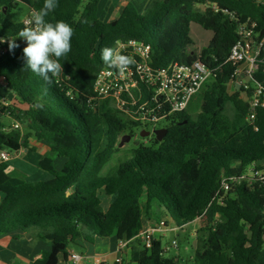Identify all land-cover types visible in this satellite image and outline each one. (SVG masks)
<instances>
[{"label": "trees", "instance_id": "1", "mask_svg": "<svg viewBox=\"0 0 264 264\" xmlns=\"http://www.w3.org/2000/svg\"><path fill=\"white\" fill-rule=\"evenodd\" d=\"M19 3L39 13L46 46L24 23L9 20ZM100 3L0 0V152L30 149V139L46 142L50 152L38 168L52 178L29 182L0 165V236L50 243L34 264H58L72 244L111 237L129 242L121 264H179L161 239L146 248L139 238L146 221L168 228L166 212L179 230L208 218L196 232V264H264V181L250 177L264 171V107L251 122L244 97L264 94V73L258 89L249 83L229 91L239 79V64L229 58L240 29L253 23L255 39L264 38V0H152L144 13L129 3L111 22L99 19ZM192 24L214 34L201 52L193 49ZM131 40L151 47L158 70L200 60L214 77L168 120L162 141L153 135L104 175L122 138L140 137L143 129L95 96L99 72L110 67L118 43ZM258 61L264 67V51ZM13 121L22 133L4 131ZM63 157L58 171L54 161ZM221 176L240 182L219 192ZM103 195L111 199L107 211Z\"/></svg>", "mask_w": 264, "mask_h": 264}, {"label": "built area", "instance_id": "2", "mask_svg": "<svg viewBox=\"0 0 264 264\" xmlns=\"http://www.w3.org/2000/svg\"><path fill=\"white\" fill-rule=\"evenodd\" d=\"M261 2L262 0H255ZM236 14H230V19H235ZM30 33L40 37L46 46L48 40L43 31L39 13L30 11L23 22ZM255 25H244L240 29L241 39L232 49L229 61L239 64L236 75L239 76L234 85L238 88L254 84L258 89V79L264 73L258 61L264 51V38L257 41L253 36ZM214 71L204 65L200 60L190 64H175L165 70H158L151 65V47L136 40L119 42L111 54V65L101 70L95 80V96L101 102L109 104L127 120L141 123V132L151 134L175 114L186 111L193 97L212 80ZM243 79H246L243 82ZM248 80V81H247ZM233 84V82H232ZM264 94L257 90L251 98L244 97L247 101V119L253 122L257 116V109L264 107ZM166 129V128H165ZM6 133L23 132L19 122L13 121L4 128ZM15 154L9 151L0 152V165H12ZM259 165H257L258 167ZM256 168V166L254 167ZM259 177L264 181V171L252 172L250 177ZM243 176L240 179H243ZM240 182L238 178L219 177L216 186L219 192L227 193L232 189L231 183ZM156 229L163 234L167 228L162 222L154 230H144L140 239L151 248ZM127 241H120V247L126 248ZM178 242L174 241L165 247L166 252L177 249ZM73 264H86L87 259L80 252H71ZM94 264H104L97 260Z\"/></svg>", "mask_w": 264, "mask_h": 264}, {"label": "crops", "instance_id": "3", "mask_svg": "<svg viewBox=\"0 0 264 264\" xmlns=\"http://www.w3.org/2000/svg\"><path fill=\"white\" fill-rule=\"evenodd\" d=\"M151 1L152 0H108L104 6L103 1L101 0L98 16L99 19L104 22L115 21L121 17L123 10L129 3H132L139 13H144ZM2 94L5 96L8 95L3 92ZM8 96L11 99V96ZM4 122L6 123L7 119H4ZM28 146L30 149L23 148L20 152L15 153L16 159L12 165H15L20 156L25 159L24 161H28L29 164H24V166L16 165L13 167L11 165L7 170L8 174L12 177L20 178L29 182H33L30 180L37 176L41 178V181L51 180L52 178L44 172H42V176H40L41 170L38 168L41 159L50 152L49 145L46 142H36L35 140L30 139ZM67 161L68 159L66 157L55 159V169L58 171L61 170ZM34 168L35 171L33 170ZM2 200L3 194L0 193V205ZM107 201L109 202L108 206L104 208L106 211L109 209L111 199L108 198ZM158 225L159 224H156L154 221H146L144 230L151 229L153 231L154 227H157ZM174 229L178 230L176 227ZM153 236L155 239H159L161 234L156 229V231L153 232ZM128 245L129 242L126 245V248L122 249L117 237H111L106 240H97L94 245L82 243L72 244L68 251V257L60 256L58 264H73L71 252L82 253L87 259L86 264H94L97 260H101L104 264H121L127 257ZM50 249V243L38 242L31 245V237L26 234L14 233L11 235L0 236V264H34L41 258L43 252Z\"/></svg>", "mask_w": 264, "mask_h": 264}, {"label": "rangeland", "instance_id": "4", "mask_svg": "<svg viewBox=\"0 0 264 264\" xmlns=\"http://www.w3.org/2000/svg\"><path fill=\"white\" fill-rule=\"evenodd\" d=\"M102 1H103V5L105 6L108 0H102ZM29 14H30V8L25 4L19 3L17 8L10 12L8 18L12 23H23L26 20V18L29 16ZM213 36H214L213 33L205 32L200 26L196 24H192L191 37L195 41V46L193 47L194 50L201 52L203 48L208 47ZM51 64L54 66L56 70V74L59 75L60 71L57 68V66L52 61ZM245 80L246 79H243V82H245ZM236 89L237 87L234 85V83L229 84V91L231 94H233L236 91ZM245 95L246 94H244V96ZM193 113L196 115L197 111ZM5 119H7L6 123L8 124L9 121L8 118L5 117ZM165 128H166V124H162L161 126L158 127V129H165ZM149 139L148 138L143 139L141 137L135 136L134 138L131 139L130 142L125 143L122 147L119 148L113 161L104 170V175L108 171H110L113 167H116L119 163L129 160L132 157L134 150L137 149L141 144L150 142ZM24 160L25 159L22 156H20L19 160H17L15 165H12V167L16 165L24 166V164H29L28 161H24ZM33 170L35 171V168ZM40 174H41L40 176H42V171H40ZM249 175L250 172L248 173V176ZM30 181L40 182L41 178L37 176ZM103 197H104L103 206L104 208H106L109 202L107 201L108 199L106 200L105 195H103ZM164 220L168 223V228L163 234H161L159 238L162 240L163 247L165 248L170 246L174 241L178 242V248L170 249V251L166 252V256L169 258H178L179 264H196L194 259L195 249L198 243V236L196 232L200 228V226L206 225V223L208 222V218H203L200 219L199 221H194L190 225L184 227L183 230L174 229L175 224L173 223L172 219L166 214V212H165Z\"/></svg>", "mask_w": 264, "mask_h": 264}, {"label": "water", "instance_id": "5", "mask_svg": "<svg viewBox=\"0 0 264 264\" xmlns=\"http://www.w3.org/2000/svg\"><path fill=\"white\" fill-rule=\"evenodd\" d=\"M152 135H154L158 141H162L167 135V129L155 130L152 134L150 132H141L140 137L143 139H147L150 138ZM131 139V136H124L121 140L120 147H122L125 143L130 142Z\"/></svg>", "mask_w": 264, "mask_h": 264}, {"label": "flooded vegetation", "instance_id": "6", "mask_svg": "<svg viewBox=\"0 0 264 264\" xmlns=\"http://www.w3.org/2000/svg\"><path fill=\"white\" fill-rule=\"evenodd\" d=\"M153 136V135H152Z\"/></svg>", "mask_w": 264, "mask_h": 264}]
</instances>
